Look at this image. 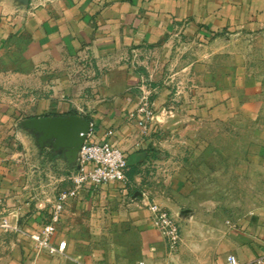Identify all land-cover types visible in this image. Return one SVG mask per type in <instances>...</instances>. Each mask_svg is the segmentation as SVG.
I'll list each match as a JSON object with an SVG mask.
<instances>
[{
	"label": "crops",
	"instance_id": "0c3cea01",
	"mask_svg": "<svg viewBox=\"0 0 264 264\" xmlns=\"http://www.w3.org/2000/svg\"><path fill=\"white\" fill-rule=\"evenodd\" d=\"M240 33H264V0H0V264H94V220H87L85 240L82 217L94 216L100 205L106 215L139 231L153 250L147 262L131 258L132 264H151V258L157 263L166 243L151 224L147 204H164L178 215L171 196L187 195L185 180L177 175L163 185L160 179L153 184L150 164L163 150L164 127L170 129L168 138L176 137L172 125H177L178 114L186 128L207 120L211 110L207 102L195 100L185 102L181 113L165 111L169 88L154 83L153 133L143 129L139 119L131 118L139 103L133 89L141 87L146 72L142 58L164 47L171 53L178 35L205 41ZM221 79L213 87H226ZM73 113L91 122L90 140L109 141L124 151L128 182L89 187L69 200L55 236V243L65 242L66 248L63 254L51 255L38 251L28 234L42 228L58 192L69 184V170L60 173L54 191L50 189L52 181L33 163V137L19 122ZM28 161L33 165L27 167ZM157 163V169L165 168ZM3 218L18 230L1 227ZM189 221L185 218L184 224ZM228 224L217 230L226 236V255L234 254L241 264H258L264 254V211L249 212ZM80 245L88 250L86 255ZM180 250L170 256L172 264H224L200 261L189 246L181 245Z\"/></svg>",
	"mask_w": 264,
	"mask_h": 264
},
{
	"label": "rangeland",
	"instance_id": "374dc122",
	"mask_svg": "<svg viewBox=\"0 0 264 264\" xmlns=\"http://www.w3.org/2000/svg\"><path fill=\"white\" fill-rule=\"evenodd\" d=\"M172 47L171 53L164 47L143 56L141 66L146 72L141 87L133 89L139 99L136 112L142 106L143 96L153 101L156 96L153 84L160 83L169 88L165 93L169 100L165 111L173 109L181 113L185 102L203 100L209 104L211 116L198 125L184 128V119L178 114L177 125H172L176 137L168 138L170 129L165 126L161 138L163 150L158 155L149 154L156 161L150 164L152 183L158 184L160 179L163 185L177 175L185 180L187 195L171 196L177 203L178 215L160 203L180 225L181 237L176 249L170 250L158 230L166 247L156 262L172 264L170 256L179 254L183 245L197 252L200 261L210 259L214 263L223 261L228 253L223 246L226 236L217 230L229 226L228 221L245 218L249 212L264 211V33L220 34L205 41L178 35ZM220 78L226 87L216 89L213 84ZM151 108L154 116L155 109L152 105ZM136 112L131 118L138 120ZM153 120L146 121L150 134ZM17 147H21L20 143ZM44 152L41 155L37 149L33 163L42 176L52 181L49 188L54 191L55 178L67 168L60 161L56 163L47 150ZM173 159L175 163L171 162ZM157 161L165 168L154 167ZM33 180L39 182L38 177L34 176ZM97 207L94 216L85 213L82 217L85 228H81L86 240L87 220H94L97 246L94 252L90 250L95 256L94 264H132L131 258L139 261L141 257L148 261L153 250L147 239L129 223L119 221L112 214L106 215L103 205ZM184 217L190 220L186 224ZM80 246L86 255L88 250ZM154 261L151 258V264Z\"/></svg>",
	"mask_w": 264,
	"mask_h": 264
},
{
	"label": "built area",
	"instance_id": "2783aa9c",
	"mask_svg": "<svg viewBox=\"0 0 264 264\" xmlns=\"http://www.w3.org/2000/svg\"><path fill=\"white\" fill-rule=\"evenodd\" d=\"M142 99V106L135 115L139 119L138 124L143 129H146V121L151 119L153 114L149 98L143 96ZM132 115L134 116V114ZM90 134L91 131L79 152V168L69 173V184L66 188L58 192L42 228L38 232L28 234L38 251H43L51 255L63 254L66 243L59 242L56 244L55 236L69 200L77 197L80 192L89 187L98 188L110 182H121L126 185L128 182L127 171L129 164L124 151L109 141H92L89 139ZM147 208L150 212L151 224L162 232L170 250L176 249L180 242L181 229L171 212L156 202L148 203ZM1 227L9 230H18L6 218H3ZM256 262L258 264H264V254ZM139 264L147 263L139 262ZM155 264L164 263L157 262ZM224 264L241 263L234 254H228L224 259Z\"/></svg>",
	"mask_w": 264,
	"mask_h": 264
},
{
	"label": "water",
	"instance_id": "95a60500",
	"mask_svg": "<svg viewBox=\"0 0 264 264\" xmlns=\"http://www.w3.org/2000/svg\"><path fill=\"white\" fill-rule=\"evenodd\" d=\"M19 127L31 134L39 152L47 150L56 163L63 162L68 173L79 168V152L91 131L87 118L77 114L30 117Z\"/></svg>",
	"mask_w": 264,
	"mask_h": 264
},
{
	"label": "trees",
	"instance_id": "16d2710c",
	"mask_svg": "<svg viewBox=\"0 0 264 264\" xmlns=\"http://www.w3.org/2000/svg\"><path fill=\"white\" fill-rule=\"evenodd\" d=\"M73 114H74V113H73ZM53 115H55V116H56V115H62V114H53ZM63 115H64V114H63Z\"/></svg>",
	"mask_w": 264,
	"mask_h": 264
}]
</instances>
